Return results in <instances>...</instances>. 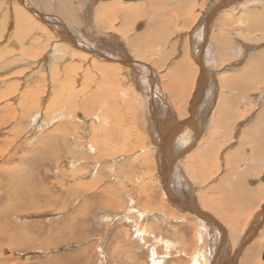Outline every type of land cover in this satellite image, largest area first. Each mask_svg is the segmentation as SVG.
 Wrapping results in <instances>:
<instances>
[{"label": "rangeland", "instance_id": "rangeland-1", "mask_svg": "<svg viewBox=\"0 0 264 264\" xmlns=\"http://www.w3.org/2000/svg\"><path fill=\"white\" fill-rule=\"evenodd\" d=\"M7 1H9V7L5 4ZM112 1L96 0L95 3L102 2L103 4ZM14 2H19V0H0V264H193L196 257L199 261L198 264H207L205 256L207 254L210 257L209 247L212 244L210 240H215L216 243L221 233L217 234L216 228H210L214 222L196 219L192 213H187L188 215L185 213L187 217L182 216L181 218L180 215H184L182 213L184 211L180 210V212L175 205L168 202L169 199L166 198L164 192L161 166L157 157L160 154L159 156L165 157L166 160L170 159L167 154L168 150H166L168 145L162 149L158 146L154 147L148 135L149 131L146 133L149 124L151 126V121L153 123L150 115L151 120L149 117L147 118L150 101H148L146 92L140 91V93L142 92L140 95L139 91L135 89L134 80L123 73L118 76L122 80L120 79L117 83L114 81L110 87L113 89L109 90L111 93L107 92L104 96L110 102L108 112L104 115L108 109L104 106L100 109L101 115L99 113L92 114V111L97 110L95 107H98L99 101L96 99L92 100L90 111L87 109L85 112L86 109L82 107V101L95 95L93 93L98 90L96 84L100 82L102 74L100 66L111 60L103 56L104 54L93 55L92 52L86 51V53H90L91 62L82 60L78 62L82 66V70L76 72L79 82L74 84V87L69 86V76L59 77L58 73L63 72L62 68H68L71 71L69 67L76 62L74 58L71 59L68 56L62 60L58 54L52 57L53 62L58 66L55 75H53L54 68L51 67L50 62L46 63L49 59L45 60L42 57L44 54H48V57L52 54L54 47L51 44L52 39H41L42 32H38L34 40L39 39L42 42L41 45L44 44L45 47L44 54L40 57H23L21 49L13 45L12 42L17 41V36L10 31L16 22L14 20L9 26V17L11 16L9 14L12 13L9 10L13 9ZM54 2L60 3L61 7L68 12L67 15L57 14L53 11L50 14L62 18L64 23H67L66 27L72 31L70 38L74 39L73 32L80 29L86 30L90 34L95 33V35L100 32L98 25L93 21L96 12L94 9L97 5L91 6L90 17H88V8L79 13L80 7L84 6L82 0H54ZM118 2L125 6L134 1L118 0ZM200 2L201 0H196V2L192 0L189 4H198L196 8H199ZM148 3L149 0L145 2V5ZM173 4L166 15L164 11L166 4H161L162 6L159 8H163V12L160 13L168 18L175 17L170 14L175 12L174 15H177L176 9L178 8L176 6H182V4L178 0H174ZM78 5L79 8H77ZM207 5L205 3L204 8L200 7V9L205 10ZM5 6L8 8L7 10L4 8ZM32 7L37 9L38 6L32 3ZM55 7L60 8L59 6ZM38 8L49 12L46 7L41 5ZM200 9H197V12ZM234 11L238 14V8ZM237 14L235 15L237 16ZM11 19L13 20L12 17ZM43 23L47 24V22ZM115 23L118 26L120 22L115 19ZM47 25L52 30L50 24ZM72 26L73 28H71ZM185 32L189 31L184 29ZM24 44L28 46L27 43ZM24 44L23 46H25ZM85 45L94 48L92 45ZM120 45L122 48H126V43L123 40ZM182 45L185 48L184 42ZM35 48V53H38V46ZM176 52L179 53V50L177 49ZM31 55L34 53L31 52ZM71 57L73 56L71 55ZM93 59L100 64L94 65ZM170 59L168 63L170 64L173 60L172 66L166 65L162 69L152 66L155 80L159 83L160 90H164L166 94L168 91L167 88H164L165 84L168 79L174 76L166 77L167 71L171 67H176L175 57ZM163 64L161 63V65ZM228 64L229 61H226V65ZM217 65L219 66L218 63ZM86 66L90 69L85 76H89L88 79L82 77L84 69H87ZM196 75L194 73L195 77ZM84 81L86 83L83 87ZM121 83H124V86L132 84L133 87L124 89L121 87ZM100 86L105 88L107 81ZM261 86L264 84H260L259 87ZM248 87H252V84L248 83ZM71 88L74 89L71 90ZM84 88L86 89L84 90ZM121 90L124 91L123 94L120 93ZM253 91L248 93V97L247 93L244 95L243 101H248L247 109L240 107L247 111L246 118L252 115L258 109L257 107L260 109V106H253L257 102L251 99ZM113 94L118 97L111 98ZM137 95L143 97L140 103L142 105L139 104L142 109L138 105L139 97ZM45 96L46 100H43ZM170 96L168 93L169 100ZM35 99L36 101H34ZM37 99L40 101L38 102ZM41 101L44 107L39 106ZM167 103L171 111L170 116L172 115L175 120H172V125L186 123L187 119H181L178 116L177 108L171 100L170 102L167 100ZM215 106L214 104L213 107L216 108ZM74 109L75 111H73ZM116 109L118 111L115 113ZM237 112L241 111L237 110ZM79 113L88 120V123L85 124L87 131L83 132L80 129L82 123L77 122L78 119H81ZM108 117L112 119L116 117L115 122L113 121L111 125L116 127L119 125V134H115L113 139H110L108 135L99 137L101 128H96V126L102 127V123H106ZM137 117L143 119V123H138ZM108 123L110 122L108 121ZM154 123L156 124V122ZM209 123L210 118H208L207 125ZM251 123L252 121L249 124ZM93 127L99 133L94 138ZM76 128L80 129L78 134H76ZM161 128H164L163 124H161ZM237 130L238 128L232 133V140L229 143L221 141V147L218 146L214 151L209 152L211 155H208L209 164H198L190 171L186 167L185 157L182 156L185 151L181 152V146L172 142L171 147H173L174 153L181 156H176L172 151L171 153L176 159L174 160L175 169L176 161L180 159V167L187 179V181L184 180V183L190 184V189H193L192 196L197 194L196 201L200 204L203 201L214 205V213H223L225 220L233 219L232 222L230 220L233 224H230L229 221L226 223L224 219L211 212L210 220L217 219L226 233L225 245L228 254L234 256L233 264H264V220H261V231L258 228L255 229L259 219H264V215L262 216V213L259 212L264 205V191L262 197H259V203L257 202L255 205L248 203L242 210L234 204L233 198H225L226 192L229 193L231 190L226 184L229 181L223 180L221 176L226 171L223 156L226 150H232L230 147L235 145L239 146L238 148L245 147L244 141H238L240 134L237 133ZM254 133L252 131L245 136L247 135L249 139ZM192 144H196V141L193 140ZM146 153L148 155H145ZM219 164L223 165V169ZM261 167L254 166L253 170L248 171L249 174L246 173L243 178V189H249L245 182L250 176V180L247 181L249 187L256 188L259 184H264V172L262 171L264 169ZM221 184L227 189L219 186ZM212 198L216 205L210 201ZM171 208L174 210L176 208V212L171 210L175 214L170 211ZM210 211L205 212L209 214ZM256 212L259 214L256 215ZM172 213L174 216L170 215ZM176 213H178L177 216H175ZM239 217L242 220L239 221ZM196 220L198 223L195 225ZM235 220H238L237 225L234 224ZM253 223L254 229L250 231ZM204 225H209L210 230L205 228V231ZM236 230H238L237 233ZM233 234L242 237L249 236L250 239L242 245L239 241L243 238L237 241ZM222 249L220 248V250ZM251 250L258 253L257 255L254 253L250 258ZM215 256L218 257V254ZM244 259L246 262H242Z\"/></svg>", "mask_w": 264, "mask_h": 264}, {"label": "bare ground", "instance_id": "bare-ground-1", "mask_svg": "<svg viewBox=\"0 0 264 264\" xmlns=\"http://www.w3.org/2000/svg\"><path fill=\"white\" fill-rule=\"evenodd\" d=\"M82 1L84 2V6L82 5L80 7L81 11L79 13L84 12L85 9L88 8V17H90L91 6L94 7L97 5L94 9L96 12L93 17L94 23L98 25L100 30L97 35H95V33L90 34L86 30L80 29L73 32L74 39L70 38L72 31L70 28L66 27L67 23H64L62 18L50 14L51 11L57 14H68V12L61 7V4L54 2V0H19V2H14L12 6L13 9L9 10L12 12L9 14V16L11 15L9 17V26H11L14 20L16 22V25L11 29L12 31H10V33H14L17 36V41L15 40L12 42L13 45L21 49L23 57H40L44 54L45 47L44 44L41 45L42 42H40L39 39L34 40L38 32H42L40 35L41 39H52V42L50 41L51 44L54 45L51 52L52 54L49 55V57L48 54H44L42 57L45 60L49 59L46 63L50 62L51 67L54 68L52 71L53 75H55L58 66L53 62L52 57L58 54L61 56L62 60H65L68 56L71 59L74 58L76 62L73 66L69 67L71 71H69L68 68H62L63 72L58 73L59 77L64 78L65 75L69 76V86H73L79 82V78L76 76L78 73L76 74V72L77 70H82V66L78 64V62L81 60L84 62L91 60L89 59L90 53H86V51L92 52L93 55H97L98 53L104 54L103 56L108 57L111 61L100 66L102 74L100 75V82H97L98 84H96L98 90L96 93H93L95 95L92 98L87 97L88 99L82 101V107H85L86 109L85 112L87 109L90 111V105L92 104L93 99L99 101L98 107H95L97 110L94 112L92 111V114L94 115L97 113L101 115L100 109L104 108V106H110L109 100L104 96H106L107 92H110V89H113L110 87L114 81L116 83L117 81L119 82L121 77L119 78L118 76L123 73L127 74V76H130L134 80L133 84H135L136 91H139V93L140 91L146 92L148 101H150L147 118L149 117L150 119L151 116L153 119V123L151 121V126L149 124L146 133L149 131L148 135L150 136V141L153 142L154 147L158 146L162 149L165 145H168V149L166 147V150H168L167 154L170 159L166 160L165 157L163 158L159 156L160 154H158L157 157L163 175V186L166 198L169 199L168 202L171 205H175L179 211H184L182 212L184 215H180L181 218L182 216L187 217V213H192L196 216V219L201 218L208 220V218L212 216L211 214L215 212V209L214 205L210 203L201 201L200 204L197 202V194L196 196H192L191 193L193 192V189H190V184L188 182L184 183L187 179H185L184 173L180 167V159L176 161V169L174 167V160L176 159L172 156L175 154L173 147H171L172 142L181 146V152L185 151L182 156L185 157L187 163L186 167L190 171L198 164H209V152L214 151L218 146L221 147V141H223V143L224 141L229 143L232 140V133L238 128L237 133L240 134L238 141H244L245 147L238 148L239 146L236 145L230 147L232 150H226V153L223 156V164L225 165L224 169L226 171L223 170L225 174L222 173L223 175L221 174V176L223 180L229 181L226 184L231 190L229 193L226 192L225 198H233L234 204H236L241 210L244 206L248 205V203L249 205H255L259 201V197H262L264 184H259L256 188L249 187L247 181L251 178L250 176L245 182V185H247L249 189H243V178L249 170L254 169V166L259 165L264 169V86L259 87L260 84H264V0H201L199 4L201 5L200 7L204 8V4H208L205 10L203 8L200 9V7L196 8L198 4H189L192 0H178L179 3L182 4V6L175 4L178 6H176L178 9H175L179 16L174 15L175 12L171 13V11L169 12L171 13L170 15L173 14L175 17L169 18L160 13L163 12V8H159V6H162L161 4L167 5H165L166 7L164 6L166 15V13L170 11L169 8L174 0H149L148 5H145V2L148 0H127L134 2L125 6H122V3L118 2V0L103 4L102 2L95 3L96 0ZM193 1L196 2V0ZM8 2L9 1L5 3L7 7H9ZM32 3H35L38 7L39 5L46 7V10L49 12L41 10L38 7L37 9L32 7ZM6 6L4 8L7 10L8 8ZM55 6H59L60 8H56ZM77 8H79V5ZM237 8L238 14L234 11ZM197 9H200V11L197 12ZM235 14H237V16ZM5 19L7 20V18ZM115 19L120 22L118 26L115 23ZM42 21L50 24L53 31ZM71 28H73V26ZM184 29L189 32L184 33ZM6 34L8 35L7 32ZM15 35L13 36L15 37ZM122 40L126 43V48H122V45H120ZM54 41H56V43H54ZM183 42L185 43V48L184 45H182ZM24 43H27L28 46ZM103 43L104 45L102 46ZM23 44L25 46H23ZM85 44L92 45L94 48L86 46ZM35 46H38L39 52H36L37 54L34 50ZM109 47H111V49H109ZM177 49L179 50V53L176 52ZM152 51L153 53H151ZM31 52H33L34 55H31ZM71 55L73 57H71ZM173 56L176 59V67L169 68L166 77L171 75L174 76L170 79L167 78L168 82L165 84L166 87L164 88H167L168 93L171 95L169 98L172 104L177 108L178 116L181 119H187L186 123L175 125L176 127L172 125V120H175L172 115L170 116L171 111L167 103V100L170 102L167 98L168 93L166 94L164 93V90H160L159 83L156 82L155 74H153L152 69V66H157L155 67L156 69L158 67H160V69L163 67L165 68L166 65L172 66L173 60L171 61L172 64H169L168 61L171 60L170 58L174 59ZM226 61H229L228 65H226ZM161 63L164 64L161 65ZM93 64L99 65L100 63L93 59ZM86 68L87 69H84V73L82 74L83 78L90 70L88 66H86ZM194 73L195 75L197 74L196 77L194 76ZM87 77L85 78L88 79ZM106 81L107 86L105 88L101 87L100 85L104 84ZM85 83L86 81L82 83L83 87ZM248 83H251L252 87H248ZM121 85L124 89L126 87H133L131 86L132 84L124 86L125 84L121 83ZM43 86L45 87V85ZM73 89L74 88H71V90ZM85 89L86 88H84V90ZM252 90L254 91L251 94V99L257 101L253 106H260V109L257 107L258 109H256L252 115L249 114L250 116L246 118L248 116L247 111L240 109V107L247 109L246 103H248V101H243L244 95L247 93L248 97V93ZM122 92L124 91L121 90L120 93ZM141 94L142 92L140 95ZM46 96L43 100H46ZM114 96L115 98L118 97L113 94V97L111 98H114ZM142 98L139 97L138 105L141 103ZM34 101H36V99ZM47 101L50 102L49 100ZM114 101L116 100L114 99ZM214 104L216 105V108L213 107ZM39 106L44 107L42 101ZM213 108L214 111L212 112ZM140 109L142 108L140 107ZM108 110L109 107L104 115ZM237 110H240L241 112H237ZM73 111H75V109ZM117 111L118 110L116 109L115 113ZM78 115L81 119H78L77 122L80 124L84 123V125L81 124V128H79L82 129L83 132L87 131L85 125L88 123L87 118L83 117L81 113ZM208 118H210V123L207 125ZM115 119L116 117L114 119L108 117L106 123H102V127L96 126V128H101V134L99 137L108 135L110 139H113L115 134H119V125L118 127L111 125L113 121L115 122ZM136 120L140 124L143 123V119L141 118L137 117ZM108 121L110 123H108ZM251 121L252 123L249 124ZM154 122H156V124ZM246 122H248V124H246ZM144 124L146 125V123ZM161 124L164 125V128H161ZM93 128L94 138L99 133L95 130V127ZM77 129L78 128L75 130L77 132H75L76 134H78V131L80 130ZM252 131L255 133L248 139L245 134L251 133ZM193 140L196 141V144H192ZM194 150L195 152H193ZM171 151L174 154H172ZM248 152L249 154H247ZM145 155H148V153ZM175 155L181 156L178 153ZM215 160L218 159L216 158ZM219 165L218 167L221 166L223 169V165ZM262 171L264 172V170ZM195 176L198 177L197 175ZM199 178L197 179L201 180ZM219 186H222V184ZM224 188L227 189L226 187ZM210 201L216 205L213 198L210 199ZM172 209L174 210V208H171L170 211ZM207 209L211 210L209 214L205 212L208 211ZM174 211L171 212L175 214L176 211ZM259 212L262 213V216L264 215V205ZM173 213L170 215L174 216ZM256 213V215L259 214L258 212ZM177 214L178 213H176L175 216H177ZM197 216H200V218ZM224 216L225 215L220 214L218 217L224 219ZM240 219L241 218L239 217V221ZM230 220L231 219L226 220L225 222H230ZM259 220L260 221H258V225H256L255 229H260L261 220L264 219L260 218ZM196 221L195 225L198 223V221ZM237 221L238 220H235L234 224L237 225ZM231 222L230 224H233ZM219 223L220 222L217 221V219L212 225L208 223L211 225V229L216 228L217 234L218 232L221 234L216 243L215 240H210L212 244L210 247L207 245L210 253V257H208L207 254L205 256L207 257V264H233L234 256L228 254L225 245L226 233ZM246 224H248V222ZM209 225H204V228H202L204 230L206 228L209 231ZM253 229L254 223L252 224L250 231H253ZM237 231L238 230H236V233ZM238 234L240 235V233ZM236 235L233 234L237 241L238 239L243 238L239 241L242 245L247 243L248 239H250L249 236L245 237L244 235L242 237ZM235 240L234 242L236 243ZM199 242H197L198 245ZM208 242L209 241L207 240V244ZM220 248L223 249L220 250ZM245 250L248 251V249ZM254 253L257 255L258 252L256 253L255 250H251L249 257L251 258ZM216 254H218V257L215 256ZM224 256L226 257L223 258ZM246 258L248 257L246 256ZM195 259L196 260H194L195 262H193V264H198L197 262L199 261H197V257ZM242 262H246V259L242 260Z\"/></svg>", "mask_w": 264, "mask_h": 264}, {"label": "crops", "instance_id": "crops-1", "mask_svg": "<svg viewBox=\"0 0 264 264\" xmlns=\"http://www.w3.org/2000/svg\"><path fill=\"white\" fill-rule=\"evenodd\" d=\"M250 180V179H249ZM249 183H250V181H249ZM256 184H257V181H256ZM213 214H215L216 216H220V214H223V213H219V212H217V213H213ZM224 215V214H223ZM200 217V216H199ZM212 218V216H210V218H208V221H210L211 223L212 222H214V221H212V220H210ZM201 219V218H200ZM227 220H229V219H227ZM226 221V220H225Z\"/></svg>", "mask_w": 264, "mask_h": 264}, {"label": "water", "instance_id": "water-1", "mask_svg": "<svg viewBox=\"0 0 264 264\" xmlns=\"http://www.w3.org/2000/svg\"><path fill=\"white\" fill-rule=\"evenodd\" d=\"M263 259H264V253H263Z\"/></svg>", "mask_w": 264, "mask_h": 264}]
</instances>
